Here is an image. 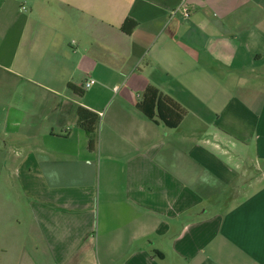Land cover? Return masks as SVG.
<instances>
[{"label": "crops", "instance_id": "crops-1", "mask_svg": "<svg viewBox=\"0 0 264 264\" xmlns=\"http://www.w3.org/2000/svg\"><path fill=\"white\" fill-rule=\"evenodd\" d=\"M0 76V264H264V0H0Z\"/></svg>", "mask_w": 264, "mask_h": 264}, {"label": "trees", "instance_id": "trees-1", "mask_svg": "<svg viewBox=\"0 0 264 264\" xmlns=\"http://www.w3.org/2000/svg\"><path fill=\"white\" fill-rule=\"evenodd\" d=\"M138 24L127 20L123 30L131 34ZM73 88V87H72ZM78 90V89H76ZM80 95L84 93L79 91ZM138 109L151 120H159L170 129H177L186 116V111L175 101L164 96L158 89L148 88L141 98ZM79 126L89 138V149L94 151L98 142L99 116L85 108L78 110Z\"/></svg>", "mask_w": 264, "mask_h": 264}, {"label": "rangeland", "instance_id": "rangeland-1", "mask_svg": "<svg viewBox=\"0 0 264 264\" xmlns=\"http://www.w3.org/2000/svg\"><path fill=\"white\" fill-rule=\"evenodd\" d=\"M6 83V85H5ZM10 80L6 76H0V107L4 106L5 103L3 102V96H7L5 93L8 92L7 87H9ZM16 91L18 93H41L40 88L33 86L28 82H20V85L17 87ZM21 99V98H20ZM264 177V166L259 165V167H249L243 171V184L250 183L252 181H256L262 179ZM264 179V178H263Z\"/></svg>", "mask_w": 264, "mask_h": 264}, {"label": "built area", "instance_id": "built-area-1", "mask_svg": "<svg viewBox=\"0 0 264 264\" xmlns=\"http://www.w3.org/2000/svg\"><path fill=\"white\" fill-rule=\"evenodd\" d=\"M95 84V81L91 80L89 83H87V87H91Z\"/></svg>", "mask_w": 264, "mask_h": 264}]
</instances>
